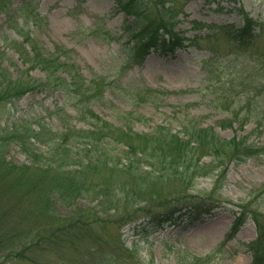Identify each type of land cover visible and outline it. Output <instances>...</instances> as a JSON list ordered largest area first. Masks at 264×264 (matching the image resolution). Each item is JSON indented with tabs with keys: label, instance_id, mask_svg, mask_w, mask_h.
<instances>
[{
	"label": "trees",
	"instance_id": "obj_1",
	"mask_svg": "<svg viewBox=\"0 0 264 264\" xmlns=\"http://www.w3.org/2000/svg\"><path fill=\"white\" fill-rule=\"evenodd\" d=\"M118 2L125 13L134 15L123 47L128 63L141 61L151 51L164 54L183 47V39L174 30L182 6L179 0ZM25 5H30V0L22 2L16 10L22 11ZM7 8L9 0H0V11H5L8 19L13 18L14 9ZM38 17L33 12L30 18L33 25ZM243 18L242 25L228 29L232 52L251 46L264 28L257 17L245 13ZM28 21L21 28L13 26L20 40L6 36L0 45V102L12 101L34 90H59L62 102L48 111L51 118L58 120L60 128L53 130L47 123L32 126L20 121L1 133L0 205L2 208L3 199L11 200L15 211L9 205L1 209L0 229L3 220L15 221L14 228H23L25 221L34 227L24 238L11 242L13 246L2 257L32 264H64L61 256L56 263V257L45 252L57 255L66 244L83 240L86 234H93L107 222L115 228L110 236L112 243L121 248L119 230L126 224L145 219L176 224L182 216L200 220L220 205L222 195L216 188L205 193L189 191L195 178L207 175L211 168L224 174L228 161L264 153V145L247 142V134L225 138L211 125L183 124L176 130L156 125L150 132H136L129 125V117H123L121 123L103 119L90 107L93 99L102 96L103 78L94 72L87 78L72 57L71 49L58 45L52 51L43 48L31 35L32 30L24 29ZM9 51L18 54L21 66L11 60ZM211 57L217 61L220 58L216 54ZM257 59L264 67L261 52ZM31 68L39 69L43 80L31 76ZM263 70L257 67L256 79L263 77ZM139 93L142 100L150 102L153 93L160 92L148 86L138 90V96ZM66 104L72 106V112ZM229 115L217 120V125L225 127L237 121L242 125L247 119L245 114L234 111ZM79 122L82 126H77ZM10 143L17 145L23 162L16 164L5 158L4 148ZM203 157L210 160L204 162ZM174 182L178 184L177 190L171 191L169 186ZM58 206L62 211L57 210ZM246 213L241 206L235 211L230 231L219 248L244 223ZM249 213L258 231L256 238L245 244L252 252L250 264H264V221L254 211ZM93 240L101 243L98 233ZM4 243L0 233V246H9V242ZM97 250L88 251L89 264H120L113 251ZM33 251L43 253V260ZM185 256L194 258L188 253ZM3 262L0 257V264Z\"/></svg>",
	"mask_w": 264,
	"mask_h": 264
},
{
	"label": "rangeland",
	"instance_id": "obj_2",
	"mask_svg": "<svg viewBox=\"0 0 264 264\" xmlns=\"http://www.w3.org/2000/svg\"><path fill=\"white\" fill-rule=\"evenodd\" d=\"M25 1L9 0L7 9H14L13 18L8 19V14L0 11V45L6 36L20 40L13 26L21 28L29 20L24 29L29 27L43 48L52 51L58 45L71 49L87 78L90 72L103 78L102 96L90 102L91 109L103 119L121 123L123 117H129V125L136 132H150L156 125L172 130L183 124L211 125L221 137L247 134V142L264 145V118H260L264 116V74L260 80L255 78L257 67L264 69L262 62H257L261 61L257 59L260 52L264 56V28L251 46L237 52L230 50L234 47L228 39V29L242 25L245 13L264 23V0H179L182 6L174 30L183 39V47L164 54L151 51L141 61L132 63L124 59L123 47L134 15L125 13L118 0H30L25 9L16 10ZM33 12L39 16L34 25L30 19ZM215 54L220 57L218 61L211 57ZM9 57L22 65L16 52L9 51ZM29 73L43 80L39 69L31 68ZM148 86L160 92L153 93L150 102L142 100L141 93L137 95L138 90ZM61 102L59 90H34L12 101L0 102V136L5 127L20 121L32 126L47 123L53 130L60 128L48 110ZM65 107L72 112V106ZM231 111L245 114L247 119L242 125L237 121L230 126H218L217 120L230 117ZM4 149L6 159L16 164L23 162L17 145L10 143ZM202 160L208 162L210 157ZM177 185L174 182L169 190H177ZM215 188L221 193L222 202L200 220L182 216L176 224L147 219L126 224L119 230L121 248L112 243L110 236L115 228L107 222L83 240L60 248L59 254H45L55 256L56 263L61 256L64 264H89L93 249L101 253L113 251L120 264H250L252 252L245 244L254 240L258 231L249 211L264 221V153L228 161L224 174L211 168L207 175L195 178L188 190L205 193ZM11 202L3 199L0 211L8 205L15 211ZM81 203L86 205L87 201ZM239 206L248 211L247 217L219 248ZM13 222L1 223L4 244L9 242L6 248L0 246L2 264H32L2 257L13 246L11 242L24 238L34 228L26 221L23 228H14ZM95 233L101 243L94 242ZM186 253L194 258L187 259ZM32 254L43 260V253ZM207 254L210 255L203 259Z\"/></svg>",
	"mask_w": 264,
	"mask_h": 264
}]
</instances>
